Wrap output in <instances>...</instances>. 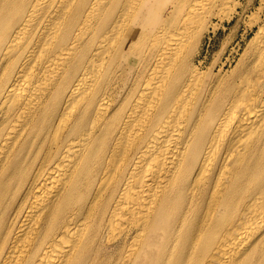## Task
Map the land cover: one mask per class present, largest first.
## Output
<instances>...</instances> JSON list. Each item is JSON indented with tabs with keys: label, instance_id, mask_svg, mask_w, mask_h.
Listing matches in <instances>:
<instances>
[{
	"label": "bare ground",
	"instance_id": "bare-ground-1",
	"mask_svg": "<svg viewBox=\"0 0 264 264\" xmlns=\"http://www.w3.org/2000/svg\"><path fill=\"white\" fill-rule=\"evenodd\" d=\"M227 1L0 0V264H264V0L205 69Z\"/></svg>",
	"mask_w": 264,
	"mask_h": 264
},
{
	"label": "rangeland",
	"instance_id": "rangeland-1",
	"mask_svg": "<svg viewBox=\"0 0 264 264\" xmlns=\"http://www.w3.org/2000/svg\"><path fill=\"white\" fill-rule=\"evenodd\" d=\"M255 3L256 5L259 4V0H228L227 5L224 7L223 12H231L236 13L235 16L229 19L228 16H224L223 20L221 21L220 17L214 18V23L220 24L218 29L214 30V27L208 30L205 33L204 38L201 43L200 48V56L199 59L204 61V68L206 69L208 66L213 65L215 70H219L220 67L223 71H227L232 69L239 57H242L244 51L248 45V40L241 41L242 35L248 27V22L253 21L256 16V9L254 6L249 11V15L245 14L242 15L241 20L236 23L238 18V13H242L243 10H246L247 5ZM244 6V7H243ZM245 12V13H247ZM230 13V14H231ZM213 28V29H212ZM252 33L249 34L248 38H250ZM239 41H241V48L239 53L237 54L236 60L233 63L228 62V57L230 56L232 47L236 45ZM226 62V63H224ZM230 64V65H229ZM207 66V67H206ZM219 68V69H218ZM262 211V210H261ZM264 216V212H261V215L254 218L253 222L250 224V228L252 231L260 228L262 225L260 218ZM198 252L197 247L190 248L187 256L193 257ZM146 264H167L166 260L164 261H156L152 260ZM172 264V263H171ZM190 264H220L219 260L216 257H208L203 255L202 259H194L190 262Z\"/></svg>",
	"mask_w": 264,
	"mask_h": 264
}]
</instances>
